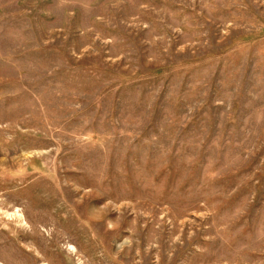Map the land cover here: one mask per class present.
<instances>
[{"label":"rangeland","instance_id":"obj_1","mask_svg":"<svg viewBox=\"0 0 264 264\" xmlns=\"http://www.w3.org/2000/svg\"><path fill=\"white\" fill-rule=\"evenodd\" d=\"M0 264H264V0H0Z\"/></svg>","mask_w":264,"mask_h":264}]
</instances>
